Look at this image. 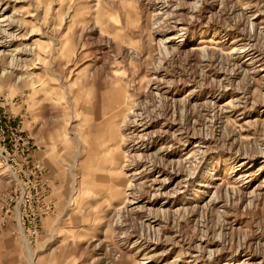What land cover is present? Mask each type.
<instances>
[{"label": "rangeland", "instance_id": "1", "mask_svg": "<svg viewBox=\"0 0 264 264\" xmlns=\"http://www.w3.org/2000/svg\"><path fill=\"white\" fill-rule=\"evenodd\" d=\"M0 264H264V0H1Z\"/></svg>", "mask_w": 264, "mask_h": 264}, {"label": "bare ground", "instance_id": "2", "mask_svg": "<svg viewBox=\"0 0 264 264\" xmlns=\"http://www.w3.org/2000/svg\"><path fill=\"white\" fill-rule=\"evenodd\" d=\"M1 1V0H0ZM40 44V43H39ZM119 100V99H117ZM125 102V101H124ZM127 105V104H126ZM128 106V105H127ZM126 108V106H125ZM128 108V107H127ZM126 108V109H127ZM131 110V109H130ZM124 113L126 114V116L124 117V115L122 114V112L117 116L118 119L116 120H113L110 124L113 126L115 125L114 128V131L116 133V139H115V142H114V145H111L112 147H115L114 151L118 153V155L116 156V158H114L111 162V164H109L108 166V175L110 176H115L117 178V176L119 175L120 179L122 178V185L119 184V185H115L114 188H112L113 186L109 187L111 188V190H116V195L117 196H120L122 197V208L125 207V206H130V205H133V204H136V203H132V202H129L127 198V196H129L128 192L129 191H132V186H133V183H136L138 180H140V178H138V176L136 175L135 172L132 173V170L128 169V155H127V144H126V138H125V135L124 133L127 130L128 126L127 124H125V119L127 118V112L124 111ZM123 115V116H121ZM129 118V117H128ZM128 121V120H127ZM136 131V130H134ZM143 134V133H142ZM146 137V136H145ZM128 138V137H127ZM130 138V137H129ZM141 138V137H140ZM131 139V138H130ZM137 139V138H136ZM132 141V140H130ZM134 141V139H133ZM145 141V140H144ZM111 142V141H110ZM129 143V142H128ZM137 143V142H136ZM142 143V142H140ZM139 143V144H140ZM111 144V143H110ZM142 145V144H141ZM134 147V146H133ZM138 147V146H137ZM140 147V146H139ZM147 148L146 147V144L144 143L143 145V148L141 149H138L139 151H142L143 149ZM130 149V148H129ZM136 149V150H137ZM119 150L121 152V154L119 153ZM105 152H110L109 150V146L107 145L106 148H105ZM123 152V153H122ZM135 152V151H134ZM113 154V153H112ZM106 155V154H105ZM120 155V156H119ZM130 156V155H129ZM133 156V155H132ZM135 156V155H134ZM136 157V156H135ZM108 161V160H107ZM117 164V165H116ZM131 164V162H130ZM117 166L119 167V171L117 172ZM133 169V168H132ZM128 172V173H127ZM130 172V174H129ZM135 173V174H134ZM142 174V172H140ZM146 173V172H145ZM124 176H127V181H125V178ZM149 177V176H148ZM150 181V180H149ZM154 182V181H153ZM142 183V182H141ZM145 183V182H144ZM181 183V182H180ZM147 184V183H146ZM139 185V184H138ZM148 186V185H147ZM181 186V185H180ZM131 193V192H130ZM129 198V197H128ZM132 198V197H131ZM121 208V209H122ZM148 209V208H147ZM124 235V234H123ZM127 237V236H126ZM127 241V239H126ZM125 241V242H126ZM123 244V243H122ZM142 248V247H141ZM141 251V250H140ZM138 250V252H140ZM151 255H149L148 257H146L147 259H150ZM152 258V257H151Z\"/></svg>", "mask_w": 264, "mask_h": 264}, {"label": "built area", "instance_id": "3", "mask_svg": "<svg viewBox=\"0 0 264 264\" xmlns=\"http://www.w3.org/2000/svg\"><path fill=\"white\" fill-rule=\"evenodd\" d=\"M27 233L29 237H33V238L37 237V230L35 228L27 229Z\"/></svg>", "mask_w": 264, "mask_h": 264}]
</instances>
